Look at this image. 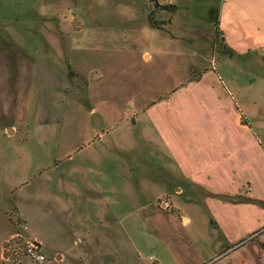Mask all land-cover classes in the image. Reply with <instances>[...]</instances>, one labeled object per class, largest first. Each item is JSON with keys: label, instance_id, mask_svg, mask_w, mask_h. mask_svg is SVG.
<instances>
[{"label": "rangeland", "instance_id": "374dc122", "mask_svg": "<svg viewBox=\"0 0 264 264\" xmlns=\"http://www.w3.org/2000/svg\"><path fill=\"white\" fill-rule=\"evenodd\" d=\"M220 1L158 0L156 7L154 0H0V241L7 217L15 235L31 239L19 213L21 183L63 160L57 172L86 164L112 215L104 229L97 223L92 229L105 243H82L95 254L109 248L110 255L62 264H220L243 231L250 232L238 246L264 236H258L264 222L257 219L254 226L216 228L206 207L210 198L198 189L157 195L163 190L155 189L151 171L165 154L155 148L148 112L171 87L180 90L199 71L215 70L235 99L264 104V54L231 56L222 40ZM237 8L253 23L256 17L253 29H264V0H227V20ZM104 155L111 169L100 168L99 159L96 166L90 162ZM117 161L118 169L127 165L125 175L115 172ZM37 182L26 191L45 194L51 212L53 193ZM12 238L3 246L7 261H31L14 256Z\"/></svg>", "mask_w": 264, "mask_h": 264}, {"label": "crops", "instance_id": "0c3cea01", "mask_svg": "<svg viewBox=\"0 0 264 264\" xmlns=\"http://www.w3.org/2000/svg\"><path fill=\"white\" fill-rule=\"evenodd\" d=\"M226 1H220L221 26L227 30L222 40L230 50L240 55L254 51L264 54V29H253L256 17L253 23L249 17L246 19L241 16L237 8L238 13L231 12L234 15L233 21L227 20L230 11L225 9ZM244 19L247 21L244 22ZM150 57L151 53L146 50L144 58ZM74 68L81 72L77 67ZM213 71H199L180 90L176 87L167 89L161 101L149 109L147 120L155 135L152 140L155 148L165 154L163 158L155 159L151 171H155V189L163 190L156 191L157 195L170 192L172 188L178 195L185 191L191 192V189L204 192L210 198L206 207L212 222L216 228L221 225L227 227L226 230L222 227L227 231L231 224L254 226L253 221L256 219L264 222V104L257 108V100L251 98L250 102H241L235 99ZM93 106L90 107L95 110ZM144 131L143 135L148 140L149 136ZM95 159L100 160V168L107 169L112 163L111 158L104 155L91 158L93 166L97 163ZM123 162H128L127 157H124ZM63 163L64 160L52 168L41 167L39 172L31 174L21 183L24 201L19 213L28 226L26 233L44 249L47 261L43 264H62L78 259L80 262L89 261L96 255L101 257L102 253L105 256L106 252L110 255L109 248L108 251L106 248L99 249V254H95L82 246V243L90 246L92 242L106 241L105 235L96 234V230H92L96 223L104 229L111 218L112 212L111 215L106 214L110 212V205L106 210L105 195L100 189H94L97 186L85 172L87 166L83 161L76 163L78 167L70 173L57 172ZM115 164H119L118 161ZM118 167L115 172L120 170L125 175V168L128 171L127 165L121 167L122 170ZM36 181L42 191L45 189L53 193L51 212L45 205L48 202L45 194L37 196L39 194L26 191V187ZM49 213L54 218L51 219ZM5 215H8L7 209ZM7 219L8 233L0 241V264H34L26 259L13 263L5 258L3 246L15 235V226ZM182 221L186 224L189 218L183 217ZM247 232L250 231L242 232L243 235L220 264H264V236L259 241L252 238L251 241L237 245L244 242L242 237ZM245 245L248 247L245 251H236ZM216 263L218 260L210 264ZM192 264H201V260Z\"/></svg>", "mask_w": 264, "mask_h": 264}, {"label": "built area", "instance_id": "2783aa9c", "mask_svg": "<svg viewBox=\"0 0 264 264\" xmlns=\"http://www.w3.org/2000/svg\"><path fill=\"white\" fill-rule=\"evenodd\" d=\"M23 228L27 229L28 227L27 225H23ZM12 239H16L17 241H15L16 246H11L14 250V256L22 254L26 258L38 264H42L47 260L46 254L42 250L41 245L37 242L26 238L23 240V234L20 232L14 235Z\"/></svg>", "mask_w": 264, "mask_h": 264}, {"label": "trees", "instance_id": "16d2710c", "mask_svg": "<svg viewBox=\"0 0 264 264\" xmlns=\"http://www.w3.org/2000/svg\"><path fill=\"white\" fill-rule=\"evenodd\" d=\"M149 18L151 20V22L155 23V25H158V22L153 18L152 14L149 15ZM232 56V54L234 53L233 51L229 52Z\"/></svg>", "mask_w": 264, "mask_h": 264}, {"label": "flooded vegetation", "instance_id": "af4514ba", "mask_svg": "<svg viewBox=\"0 0 264 264\" xmlns=\"http://www.w3.org/2000/svg\"><path fill=\"white\" fill-rule=\"evenodd\" d=\"M155 1V6L156 7H159V2H158V0H154ZM170 7V6H169ZM170 9V8H169Z\"/></svg>", "mask_w": 264, "mask_h": 264}]
</instances>
